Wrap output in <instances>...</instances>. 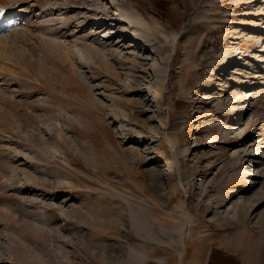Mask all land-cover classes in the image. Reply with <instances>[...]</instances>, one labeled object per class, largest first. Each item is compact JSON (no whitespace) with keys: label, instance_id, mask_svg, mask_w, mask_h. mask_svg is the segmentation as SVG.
<instances>
[{"label":"rangeland","instance_id":"1","mask_svg":"<svg viewBox=\"0 0 264 264\" xmlns=\"http://www.w3.org/2000/svg\"><path fill=\"white\" fill-rule=\"evenodd\" d=\"M76 1L0 0V195L25 198L0 202L3 244L14 238L44 264H127L119 249L143 205L168 226L190 216L183 230L199 237L185 263L207 264L216 247L264 264L259 216L224 221L248 198L261 199L249 212H264V0ZM132 8L163 26L149 49L128 34ZM30 177L48 186L14 190ZM117 192L131 204L111 237L115 223L90 205ZM16 209L27 239L6 225Z\"/></svg>","mask_w":264,"mask_h":264},{"label":"bare ground","instance_id":"2","mask_svg":"<svg viewBox=\"0 0 264 264\" xmlns=\"http://www.w3.org/2000/svg\"><path fill=\"white\" fill-rule=\"evenodd\" d=\"M108 1H110L112 4L113 3L115 4V0H108ZM85 2L86 0H77L75 3L84 4ZM74 7L83 8L82 6H74ZM115 13L122 16L121 10L117 5H116ZM128 19L131 20L132 22H135L137 26V27L133 26V28H131V30L128 32L130 38L134 40L135 43L138 44L140 47L141 46L144 47V49L150 48L147 43V40H149L150 37L149 34L151 32L153 34H156L161 30H163V26L158 20L154 21L152 24L149 23L146 17L143 15V13H141L139 10L135 8H132V10L128 12ZM93 23L94 25L95 24L97 25L98 23L102 24L103 20L102 18L98 17L95 19ZM142 60H143L142 56L136 55L134 63L136 65H141L143 64L141 62ZM43 83H45L44 80H42L41 85L38 86L39 89H42ZM50 85L54 86L55 88H58L57 83H52ZM140 92L141 91H137L136 94H140ZM32 108L37 109V107L35 106L34 107L32 106ZM23 111H27L26 108L20 109V112ZM101 131L102 133H104L103 129ZM108 143L112 148V150L108 149L107 146L103 144L104 145L103 151L106 150L109 153H114V151H116L115 147L113 148V145L109 141ZM165 161H166L165 163H168L167 160ZM84 168L88 171H92L95 174L102 173V169L100 167H96L97 170H93L91 167L84 164ZM246 169L247 170L244 172V176L250 177L251 175L255 174V170L252 167H248ZM107 173L116 174V172L113 170H108ZM29 179L26 182L21 183V185H19V181L16 180L13 183V185H15L14 190L19 191L20 193L23 191H27L26 188L30 187L31 183L34 186H42V187L48 186V183L46 182L37 181L35 178H31V177ZM109 181L112 182V180ZM252 183L254 182H250V185ZM253 187L254 186H249L248 189H252ZM223 189L225 191L226 187ZM232 191H234V189L230 188V192ZM99 192L100 189L98 188L96 189L90 188V191L88 193L91 197H93L94 194ZM230 192L228 193L229 197L225 201H230L232 199L233 194ZM73 193H77V192L75 191ZM102 193L104 194V192ZM119 195L120 194L117 192V193H111V195L108 198H106L105 196L99 197L98 200L93 201L90 205L91 207L98 210L100 215L109 218V220L111 219L110 221L109 220L107 221L108 223L107 228L110 222L115 223V227H113V231L112 232L107 231L106 236L109 235L111 237H114L116 234L117 235L122 234L123 231L122 220L125 217L123 211L124 210L127 211V209H129L128 204L131 203L127 201L126 198H122ZM6 200L16 201L21 204L25 203V198L23 199L15 195L5 197L4 193L0 195V202H4ZM259 201H261V199L259 198L258 199L248 198L244 200L234 208L237 214V218H232L229 220L228 219L229 217H226L224 218V221L232 222L233 224H238V222H240L241 219H243L241 217L244 216L245 220L243 222V225L247 226L253 218L259 216L260 220H262V223L264 224V212L257 214V212H255L256 211L255 209L252 212H249V209H252L255 206V204ZM143 209H144L143 205L132 208L129 214L130 225L133 228V232H128L126 234L124 245H121V248L119 249L120 255H123L124 251L125 252L127 251V255H128L127 264H158V263L150 262L149 258L159 255L166 256L165 262L163 264H191V263H185V257L188 254L189 244H191L192 246L196 241V239L199 237V234H195V233L189 234L188 232H185L183 230L184 225L188 226L192 224L190 216H179L178 218L176 217L175 218L176 221L173 223V225L168 226L170 223L168 220V216L170 217V215L165 216L160 212L154 211L152 217L147 218V216H145ZM14 211L19 212L17 216L13 213L11 214L6 213V215H8L7 223L10 221V223L6 225L10 227L13 226L12 231H21L22 233H24L25 239H27V237L30 234V230L28 229L25 220H23L24 219L23 212L19 209H16ZM220 213L221 212L219 209L215 211V214H220ZM2 219L3 218L0 217V221H2ZM21 220L24 221L23 224L18 223ZM8 236H9L8 234H4V232L0 230V264H15V262L18 260L22 262L21 264H44V261L35 258L37 254L34 251L30 249L27 250L25 248L23 249L18 245H13L12 243L16 242V239L14 238H9L8 240H10V242L7 240L6 243L3 244L2 240L4 239V237L6 238ZM41 240L40 238L35 239V248H38L37 246L41 245ZM17 244H19L18 241ZM160 244H165V245L161 246ZM180 259L181 261H179Z\"/></svg>","mask_w":264,"mask_h":264},{"label":"trees","instance_id":"3","mask_svg":"<svg viewBox=\"0 0 264 264\" xmlns=\"http://www.w3.org/2000/svg\"><path fill=\"white\" fill-rule=\"evenodd\" d=\"M207 264H242V262L237 257L214 247L211 250Z\"/></svg>","mask_w":264,"mask_h":264},{"label":"snow or ice","instance_id":"4","mask_svg":"<svg viewBox=\"0 0 264 264\" xmlns=\"http://www.w3.org/2000/svg\"><path fill=\"white\" fill-rule=\"evenodd\" d=\"M0 15H2V12H0Z\"/></svg>","mask_w":264,"mask_h":264}]
</instances>
